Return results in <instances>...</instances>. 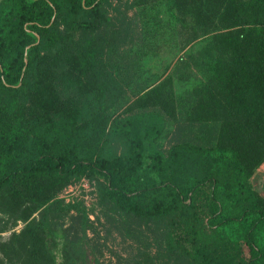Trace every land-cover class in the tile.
<instances>
[{"label":"trees","instance_id":"1","mask_svg":"<svg viewBox=\"0 0 264 264\" xmlns=\"http://www.w3.org/2000/svg\"><path fill=\"white\" fill-rule=\"evenodd\" d=\"M122 1L0 0L1 210L27 223L0 240V264H101L83 207L28 196L44 184L92 174L105 178L108 197L123 211L183 234L191 248L176 254V264H264V198L250 183L264 163V0H167L176 47L187 49L181 63L198 74L191 73L186 121L199 131L191 129L194 136L169 156L158 150L165 124L156 110L178 115L173 74L135 92L129 109L148 110L117 114L124 83L109 66L101 30L115 26L107 6ZM77 72L86 83L59 85ZM207 184L222 194L225 208L211 233L191 196ZM28 199L36 207L26 212ZM72 210L81 215L70 238L66 230L59 234L52 216Z\"/></svg>","mask_w":264,"mask_h":264},{"label":"rangeland","instance_id":"2","mask_svg":"<svg viewBox=\"0 0 264 264\" xmlns=\"http://www.w3.org/2000/svg\"><path fill=\"white\" fill-rule=\"evenodd\" d=\"M150 1V4L137 6L138 0H123L107 6V15L113 19L115 26L102 29L101 36L106 38V42L111 47L107 45L106 58L109 66L124 83L123 88L126 94L124 99L127 101L122 99L121 104L124 106L118 108V115L125 116L126 114L123 112L126 110H128L127 114L148 110V108L134 111L129 109L131 103L136 99L135 92L153 83L157 77L162 76L160 80H164L169 75L175 76L176 82L173 88L177 98L176 104H178L177 117L174 118L162 110H156L162 115L165 124L163 135L157 141L158 150L165 156H169L175 146L190 139L191 129L199 132L195 128L198 125H191L189 121V123L186 121L189 105L187 96L192 86L190 85L191 73L195 76L198 74L193 66L181 63V60L186 58L187 49L180 51L176 47L175 36L177 34L173 33L171 27L174 22L172 15L174 10L170 8L169 1L163 0L157 3L154 0ZM117 10L125 15H118ZM119 29H125L121 37L114 34ZM180 63L181 65H179ZM81 79H85L82 72L73 73L72 80H63L59 85L71 87L76 83L79 85L86 83V79ZM170 89L171 87L168 86L165 91L169 92ZM50 93L51 99H53L54 89L50 88ZM50 93L47 89L46 94L49 96L46 98L50 99ZM71 108L73 107L71 106L69 109ZM72 115H75L74 112ZM212 128L213 131L216 129V127ZM155 179L158 183L161 181L157 176ZM185 181L191 183L195 179L186 177ZM148 182L151 184L152 180L148 179ZM250 183L253 189L264 198V163L251 178ZM107 190L108 184L105 178L99 174H92L49 186L44 184L36 192L28 193V196L34 195L39 201L48 200V205H79L83 207L90 220L88 238L90 243L95 246L101 264H176V254H182L185 248H191L190 243L183 239V234L181 235L179 230L170 229L167 223H160L120 209L117 203L108 197ZM158 190L159 186L150 189L146 196L147 200L142 202L152 201ZM215 191V188L207 184L202 185L201 189L199 188L191 194L199 207L200 219L208 233H211L212 228H215L211 226L213 219L215 218V222H218L216 220L218 216L223 218L222 212L225 209L222 194L217 191L214 195ZM2 199L0 197V240L5 241L12 234H20L27 223L18 220L20 215H16L12 211L2 212ZM11 199H9L10 206H12ZM35 207V204L28 199L24 200L22 210L28 212ZM39 215L40 210L34 213L32 218H38ZM80 215L81 213L76 210L60 212L54 214L52 220L57 224L59 234L66 230L70 238H73L79 232ZM230 231L233 237L237 238L236 230L232 228ZM168 232L172 234V244L166 238ZM62 240L59 237L60 247L63 243ZM238 244L241 245V241ZM259 245L264 246V242H259ZM244 250L246 258H249L251 256L249 249L244 246Z\"/></svg>","mask_w":264,"mask_h":264}]
</instances>
